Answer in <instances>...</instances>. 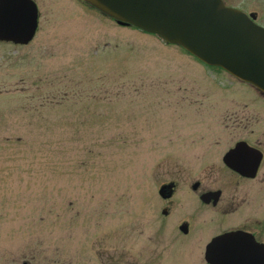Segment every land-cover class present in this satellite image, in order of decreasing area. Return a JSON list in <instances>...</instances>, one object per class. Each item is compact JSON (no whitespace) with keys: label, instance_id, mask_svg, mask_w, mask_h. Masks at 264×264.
<instances>
[{"label":"rangeland","instance_id":"374dc122","mask_svg":"<svg viewBox=\"0 0 264 264\" xmlns=\"http://www.w3.org/2000/svg\"><path fill=\"white\" fill-rule=\"evenodd\" d=\"M35 1V39L0 42V264H102L93 226L138 223L158 163L250 87L80 0ZM225 1L264 24V0Z\"/></svg>","mask_w":264,"mask_h":264},{"label":"flooded vegetation","instance_id":"af4514ba","mask_svg":"<svg viewBox=\"0 0 264 264\" xmlns=\"http://www.w3.org/2000/svg\"><path fill=\"white\" fill-rule=\"evenodd\" d=\"M244 84L249 91L214 106L215 119L158 163L138 223L104 234L93 226L96 263L211 264L212 241L236 232L264 245V92Z\"/></svg>","mask_w":264,"mask_h":264},{"label":"water","instance_id":"95a60500","mask_svg":"<svg viewBox=\"0 0 264 264\" xmlns=\"http://www.w3.org/2000/svg\"><path fill=\"white\" fill-rule=\"evenodd\" d=\"M122 25H134L183 47L264 92V27L257 13L223 0H82ZM39 26L34 0H0V41L28 44ZM167 187H164L166 189ZM211 264H264V245L227 233L208 247Z\"/></svg>","mask_w":264,"mask_h":264}]
</instances>
